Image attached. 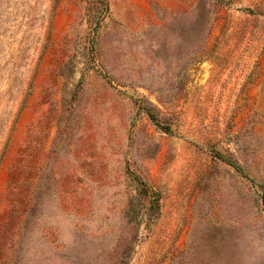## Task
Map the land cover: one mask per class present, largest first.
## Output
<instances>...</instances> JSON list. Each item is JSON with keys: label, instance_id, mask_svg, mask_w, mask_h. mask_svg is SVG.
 Listing matches in <instances>:
<instances>
[{"label": "rangeland", "instance_id": "obj_1", "mask_svg": "<svg viewBox=\"0 0 264 264\" xmlns=\"http://www.w3.org/2000/svg\"><path fill=\"white\" fill-rule=\"evenodd\" d=\"M0 264H264V0H0Z\"/></svg>", "mask_w": 264, "mask_h": 264}, {"label": "trees", "instance_id": "obj_2", "mask_svg": "<svg viewBox=\"0 0 264 264\" xmlns=\"http://www.w3.org/2000/svg\"><path fill=\"white\" fill-rule=\"evenodd\" d=\"M151 115H153V114H151ZM154 116V115H153Z\"/></svg>", "mask_w": 264, "mask_h": 264}]
</instances>
